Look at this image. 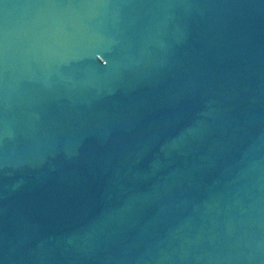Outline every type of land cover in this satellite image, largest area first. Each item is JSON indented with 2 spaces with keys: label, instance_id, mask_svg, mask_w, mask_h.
Returning <instances> with one entry per match:
<instances>
[{
  "label": "water",
  "instance_id": "95a60500",
  "mask_svg": "<svg viewBox=\"0 0 264 264\" xmlns=\"http://www.w3.org/2000/svg\"><path fill=\"white\" fill-rule=\"evenodd\" d=\"M0 264H264V0H0Z\"/></svg>",
  "mask_w": 264,
  "mask_h": 264
}]
</instances>
